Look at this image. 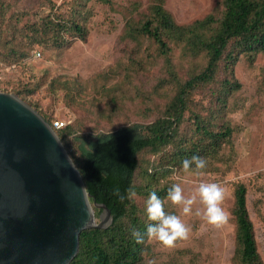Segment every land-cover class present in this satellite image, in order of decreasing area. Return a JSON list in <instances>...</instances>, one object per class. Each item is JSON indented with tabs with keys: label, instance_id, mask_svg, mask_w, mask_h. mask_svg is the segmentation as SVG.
<instances>
[{
	"label": "trees",
	"instance_id": "16d2710c",
	"mask_svg": "<svg viewBox=\"0 0 264 264\" xmlns=\"http://www.w3.org/2000/svg\"><path fill=\"white\" fill-rule=\"evenodd\" d=\"M20 1L0 0V16L6 22V31L22 32L29 46L59 45L65 34L87 40L86 6L93 0H73L68 19L49 14L42 24L30 23L24 29L10 24L8 19L13 18ZM94 1L114 4V0ZM124 21L120 36V42L125 44L123 57L129 64L138 65L136 53L147 42L153 50L148 54V63L162 67L164 77L157 87L167 99L155 120L147 124L133 123L97 135H80L74 124L56 130L66 149L75 148L77 155L71 157L90 195L96 218L101 209L94 203L105 204L113 216L107 229L81 233L79 252L71 264H156L149 258L147 236L138 243L132 234L134 229L144 234L150 223L145 211L149 193L155 191L163 198L175 179L185 174L181 168L185 158H206L203 172H213L224 161V151L233 145L234 135L227 118L228 103L242 88L235 78V64L242 56L254 60L264 53V0H220L211 14L187 25L176 21L166 8V0H152L146 10ZM175 50L180 52L181 67H186L185 76L173 60ZM27 56L28 52L16 47V43L6 58L0 54L10 64ZM60 85L70 99L79 86L73 87L67 81ZM209 90L212 104L202 106L203 111L194 110L195 96ZM24 92L29 96L35 89L15 94L21 97ZM114 105L115 111L118 107ZM71 137L73 144L69 145ZM130 187L137 193L131 201H121L114 194L116 189L125 194ZM165 210L175 213L168 201ZM232 221L235 250L231 264H264L248 209V187L243 182L234 186Z\"/></svg>",
	"mask_w": 264,
	"mask_h": 264
},
{
	"label": "rangeland",
	"instance_id": "374dc122",
	"mask_svg": "<svg viewBox=\"0 0 264 264\" xmlns=\"http://www.w3.org/2000/svg\"><path fill=\"white\" fill-rule=\"evenodd\" d=\"M219 1L166 0V8L179 24L187 25L207 17L218 8ZM73 2L22 0L16 3V13L8 18L9 23L24 29L30 23L42 24L49 14L53 18L58 14L68 19ZM151 2L114 0L108 6L93 0L86 6L87 40L65 34L59 45L29 46L22 32L6 31V22L0 16L1 56L6 58L15 43L28 52L25 59L12 64L0 57V92L16 95L15 91L35 89L32 95L24 92L23 96H16L44 120L50 119L55 132L74 124L80 135L108 134L129 124L152 122L167 99L157 87L159 79L164 77L162 67L148 63V54L153 50L147 42L136 53L139 64H129L123 57L125 44L120 42L125 17L146 10ZM173 60L185 76L186 67L180 65L178 50L174 51ZM234 70L242 88L228 103L227 118L234 129L233 145L226 147L224 161L213 172L185 173L175 179V183L180 182L178 178L187 181L182 184L185 195H190L201 182L221 184L225 189L221 207L227 218L217 226L195 214L182 216L190 228L187 239H179L169 247L150 240L149 258L156 264H231L235 250L232 208L234 186L238 182L248 187V209L264 262V53L254 60L242 56ZM65 81L73 87L79 85L77 91H72L71 99L60 85ZM212 100L211 90L203 91L195 96L193 108L203 111L202 106L209 107ZM115 103L118 109L114 111ZM72 139L69 145L73 144ZM66 150L70 156L77 155L74 147ZM168 204L176 214L180 213L178 205L170 201ZM197 207H201L198 201L193 205V212Z\"/></svg>",
	"mask_w": 264,
	"mask_h": 264
},
{
	"label": "water",
	"instance_id": "95a60500",
	"mask_svg": "<svg viewBox=\"0 0 264 264\" xmlns=\"http://www.w3.org/2000/svg\"><path fill=\"white\" fill-rule=\"evenodd\" d=\"M94 206L99 219L53 127L0 92V264H71L81 233L113 222L105 204Z\"/></svg>",
	"mask_w": 264,
	"mask_h": 264
},
{
	"label": "clouds",
	"instance_id": "9594fccd",
	"mask_svg": "<svg viewBox=\"0 0 264 264\" xmlns=\"http://www.w3.org/2000/svg\"><path fill=\"white\" fill-rule=\"evenodd\" d=\"M206 158L193 155L190 159L185 158L181 162V168L185 173L202 175L206 169ZM180 182L172 183L166 191V195L161 198L155 191L149 193L145 201V211L147 219L150 221L146 225L144 234L138 230H133V236L138 243L143 242L147 236L149 240H155L163 247L172 246L179 239H187L190 228L185 224L182 216L195 214L201 217L206 223L219 225L227 218L225 210L221 207L225 195V189L221 184L215 182H201L190 195H185L182 187L187 181L178 178ZM121 201L125 199L131 201L137 193L133 188L126 189L122 194L119 189L114 193ZM165 201H170L173 205L180 207V213H169L165 210ZM199 202L201 207L195 208L193 205Z\"/></svg>",
	"mask_w": 264,
	"mask_h": 264
},
{
	"label": "built area",
	"instance_id": "2783aa9c",
	"mask_svg": "<svg viewBox=\"0 0 264 264\" xmlns=\"http://www.w3.org/2000/svg\"><path fill=\"white\" fill-rule=\"evenodd\" d=\"M39 55H40V54H39ZM55 126H56V127H58V126H59V124H56Z\"/></svg>",
	"mask_w": 264,
	"mask_h": 264
}]
</instances>
